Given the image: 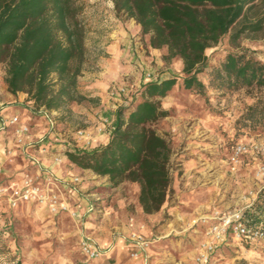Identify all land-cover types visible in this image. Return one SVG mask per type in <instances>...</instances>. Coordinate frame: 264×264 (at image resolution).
<instances>
[{
    "label": "rangeland",
    "instance_id": "374dc122",
    "mask_svg": "<svg viewBox=\"0 0 264 264\" xmlns=\"http://www.w3.org/2000/svg\"><path fill=\"white\" fill-rule=\"evenodd\" d=\"M109 1L76 0L81 9L79 20L84 27L82 70L92 65V53L85 46L92 25V13L98 7L107 9ZM248 7L246 21L255 22L262 18L261 30H246L234 38L239 29L234 27L217 44L205 50L206 66L197 74V79L204 86L200 93L196 89H184L182 60L178 57L167 59L165 47L156 49L157 54L152 56L149 35H141L139 30L131 51L134 72L123 74L107 90L112 110L116 112L119 108L135 107L144 100L147 83L176 79V84L164 98H151L152 101H160L161 108L168 112L167 117L151 125V128L171 144L172 184L160 211L151 214L152 218L142 216L145 218L143 223L137 212V183L124 181L113 186L108 180L99 182L96 187L101 188L105 197H84L92 209L83 211L79 206L83 199L79 190L81 183L71 184L76 189L75 193L70 192L62 181L46 177V170L38 163H27L23 159L22 146L17 144L14 135L15 129L9 127L4 134H0V153L3 154L0 185L20 186L28 180L46 198L44 203H22L15 209L10 208L5 200H0V264H198L196 259L204 232L200 227L191 226L196 217L214 210L245 209L252 219L255 217L253 220L264 221V213L257 212L255 208L260 205V200H255L257 162L245 159L234 170L229 162L237 143L258 141L264 137V123L252 129L243 127L240 120L249 106L260 102L264 107V87L234 90L215 88L212 82L214 69L220 68L228 54L244 53L264 62V0H252ZM114 13L121 22L133 20L117 14L115 10ZM0 71L5 83L4 64L0 65ZM113 87L124 88V92L111 96ZM77 92L80 95L78 89ZM26 99L29 100L27 95ZM91 105V101L83 97L78 102H69L56 113L34 105L32 111H40L34 116L42 117L44 126L67 136L70 143L67 149L54 148L55 152L63 154L68 149H76L73 146L75 140L84 136L85 128L89 126L85 114L90 113ZM97 115L93 114L107 125L108 119L98 118ZM17 117L20 121L26 120L24 114ZM29 124H26L29 133L33 134ZM41 148L35 145L33 149L38 151ZM66 166L63 167L66 178L81 179L82 174H70L69 170L73 167L70 164ZM113 195L125 204L117 207V214L114 211L105 213L104 208L110 206ZM52 197L76 209L78 217L74 219L66 212L54 214L50 211L48 203ZM130 219H133V225H130ZM131 232L140 233L152 243L147 252L148 258L131 257V253L136 251L130 240ZM83 235L98 243L106 254L94 261L86 260L79 251ZM207 264H264V239L251 245L231 243L221 247Z\"/></svg>",
    "mask_w": 264,
    "mask_h": 264
},
{
    "label": "trees",
    "instance_id": "16d2710c",
    "mask_svg": "<svg viewBox=\"0 0 264 264\" xmlns=\"http://www.w3.org/2000/svg\"><path fill=\"white\" fill-rule=\"evenodd\" d=\"M251 1L111 0L117 14L133 19L140 34L149 35L151 48L165 47L167 59L182 60L184 89L199 93L204 86L197 74L205 69V50L234 27H239L234 38L261 30L262 18L246 21ZM80 10L76 0H0V65H5L10 94L24 93L46 111L83 99L77 92L85 57ZM212 75L215 88L264 87V62L228 54ZM175 84L174 78L147 83L144 100L116 111L106 145L64 153L71 164L107 177L113 186L137 183L138 203L146 215L160 211L172 184L171 144L151 128L168 112L151 98H164ZM240 120L243 127L262 125L264 107L260 102L249 106ZM259 204L256 211L264 213L262 200Z\"/></svg>",
    "mask_w": 264,
    "mask_h": 264
},
{
    "label": "crops",
    "instance_id": "0c3cea01",
    "mask_svg": "<svg viewBox=\"0 0 264 264\" xmlns=\"http://www.w3.org/2000/svg\"><path fill=\"white\" fill-rule=\"evenodd\" d=\"M138 30L139 26L136 25L134 20L121 22L115 17L113 3L111 1H109V5L107 4V9L103 7L94 9L92 13V25L88 32L89 37L85 45L90 48V52L92 53V60L90 61L92 65L90 68L85 67L82 70L77 81L79 94L85 99L90 100L92 105L89 107L90 113L87 112L85 114L86 122L89 123V126L85 128L84 136L78 137L75 140L76 144L73 145L77 150L91 151L107 144L116 113L112 110L107 96V90L110 84L119 81L123 77V74L134 72L131 51L132 47H135L133 41L136 38ZM151 50L152 56L157 54L155 53L156 49L151 48ZM1 73L0 71V115L6 118L24 114L26 120L24 122L19 120L20 123L29 124L31 122L29 125L32 126V130L34 131L33 134L29 133L25 137L24 145L21 149L23 151V159L27 163L28 161H31L32 164H35V162L38 163L42 166V169L44 168L46 170L44 171L46 177H51L55 181H62L66 189L75 193L73 191L76 188L71 186L70 178H66L65 176L66 171L64 168L67 167L66 164H70L73 167V169L69 170L70 174H82L81 180H84L79 187L80 192H82L80 194L83 197L79 206H81L83 211H90L92 207L86 204L84 197L96 196L95 199L97 196L99 198L105 197L101 193V188L96 186L99 182H106L108 179L106 177L101 179V177L91 171L76 167L69 162L64 153L55 152L54 148H59V150L68 148L70 143L67 140V136L44 126V119L34 116L36 113L40 114V111L36 113L32 111L33 102L26 99V94H10L7 91V86L4 83ZM53 112L56 113L57 111H50V113ZM93 114L95 116L98 114V118L106 117L108 119L107 125L98 121ZM35 123L40 126L37 127ZM106 126H109V128ZM9 127L15 129L14 126ZM0 134H4V131L0 130ZM57 142H60V144H57ZM35 145L42 147L41 150H34ZM2 157L3 154L0 155V162L3 159ZM124 204V201L118 200V197L113 195L110 200V206L104 208L105 213L109 214L110 211H114L117 214L119 213L117 207H121ZM137 212L141 223L145 221V218H152L151 215L143 214L139 205ZM142 216L145 218H142ZM123 228L128 230L126 227ZM97 245L101 247L98 243Z\"/></svg>",
    "mask_w": 264,
    "mask_h": 264
},
{
    "label": "built area",
    "instance_id": "2783aa9c",
    "mask_svg": "<svg viewBox=\"0 0 264 264\" xmlns=\"http://www.w3.org/2000/svg\"><path fill=\"white\" fill-rule=\"evenodd\" d=\"M121 92H124V88L113 87L110 95L117 96ZM0 123L1 131H5L9 126H14L17 144L24 145L25 137L29 134V128L26 124H21L17 116L3 118L1 115ZM245 159H252L257 162L254 173L257 187L255 200H262L264 205V137L258 141L237 143L233 147L229 158L232 170L238 168ZM80 183L81 179L77 177L70 180L72 185H79ZM0 200H5L10 208L15 209L22 203H44L46 198L39 193L38 188L25 180L20 186L15 184L0 185ZM48 206L54 214L66 212L74 219L78 217L76 209L70 208L67 204L59 203L55 197L49 199ZM132 220L130 219V225H133ZM191 226L200 227L204 232V240L196 259L198 264H207L216 251L231 243L251 245L264 239V221L253 220L245 209L210 211L206 215L194 219ZM130 240L136 249L135 252L131 253V257L145 259L152 244L150 240L137 232H131ZM79 251L88 261L97 260L106 254L93 239L86 235L80 238Z\"/></svg>",
    "mask_w": 264,
    "mask_h": 264
}]
</instances>
